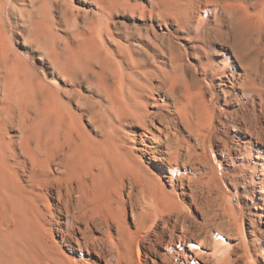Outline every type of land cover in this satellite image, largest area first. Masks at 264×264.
<instances>
[{
    "label": "bare ground",
    "instance_id": "bare-ground-1",
    "mask_svg": "<svg viewBox=\"0 0 264 264\" xmlns=\"http://www.w3.org/2000/svg\"><path fill=\"white\" fill-rule=\"evenodd\" d=\"M5 2L0 264H264V0Z\"/></svg>",
    "mask_w": 264,
    "mask_h": 264
},
{
    "label": "rangeland",
    "instance_id": "rangeland-1",
    "mask_svg": "<svg viewBox=\"0 0 264 264\" xmlns=\"http://www.w3.org/2000/svg\"><path fill=\"white\" fill-rule=\"evenodd\" d=\"M6 1L7 2H5V4H6L5 9H6L9 21H12L13 18L15 17L14 15H16V10L18 9L17 7H19V6H17L18 5L17 0L16 1L15 0H6ZM15 3H16L17 7L15 6ZM8 4H10V5H8ZM14 8H17V9L14 10ZM13 10L15 11V14H14ZM115 21H116V26L119 29H122L123 27H125L124 25H128V27H132L130 22L124 20L121 17L115 18ZM120 22H122V23H120ZM61 34L64 35L63 32H61ZM67 36L68 37L70 36L69 32H68ZM71 44H72L71 38H70V40L68 39L67 41H64V42L61 41V44L59 45V48H58L59 53L63 54L66 52V50L63 48L64 46L62 47V45H68L69 47H71ZM22 51L24 54L26 53L25 49H22ZM43 60H44V62H41L37 59L33 60L32 71H33V73H35L37 78L40 80V82L47 89H49L53 92H59L60 96H63V94H70V95H74V96H84L89 100L94 99L93 97H91L89 95V91L94 90V86L91 85L89 80L86 81V80L82 79L81 76L64 77V75H62L59 72V69H57V65L54 64L55 62H51L49 57L44 56ZM201 81L203 82V84L205 86L209 85V83L207 81H205L203 79ZM72 85L80 86L81 91L76 89V88H72ZM76 101L77 100L74 101V104L76 103ZM79 103L82 104L83 101L81 100ZM208 154H209V158L211 160V163L213 165V168H215L217 175L221 181L222 191L226 195H228L229 197L233 198L234 206L236 207L238 213H240L242 208L243 209L245 208V211H247L246 210V201H245L244 197H242L241 194H238V195L234 194V191H233L231 185L229 184V180H228V178H229L228 173L229 172L227 169L228 166H227L226 161H225L226 156L223 153V151L221 150V148L219 147L217 142L212 141L208 144Z\"/></svg>",
    "mask_w": 264,
    "mask_h": 264
}]
</instances>
